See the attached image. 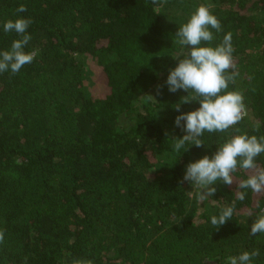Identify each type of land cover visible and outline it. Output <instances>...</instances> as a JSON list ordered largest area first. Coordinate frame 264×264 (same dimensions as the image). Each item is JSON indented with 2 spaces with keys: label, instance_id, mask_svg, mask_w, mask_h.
I'll list each match as a JSON object with an SVG mask.
<instances>
[{
  "label": "trees",
  "instance_id": "1",
  "mask_svg": "<svg viewBox=\"0 0 264 264\" xmlns=\"http://www.w3.org/2000/svg\"><path fill=\"white\" fill-rule=\"evenodd\" d=\"M210 1L222 31L210 28L202 46L232 33L237 74L221 94H242L246 115L177 152L176 104H200L165 81L184 50L175 33L207 3L0 0V51L19 39L3 23L22 16L32 20L25 51L36 52L19 73H0V264H228L255 249L253 264H264V234L249 235L264 192L236 187L249 176L239 158L234 183L217 181L201 203V188L181 183L188 163L230 137L264 136V0ZM21 4L27 11L16 13ZM91 76H103L104 94ZM255 163L264 168V153ZM233 202L216 229L211 217Z\"/></svg>",
  "mask_w": 264,
  "mask_h": 264
},
{
  "label": "clouds",
  "instance_id": "2",
  "mask_svg": "<svg viewBox=\"0 0 264 264\" xmlns=\"http://www.w3.org/2000/svg\"><path fill=\"white\" fill-rule=\"evenodd\" d=\"M152 3L155 5L157 0H152ZM210 7V5L198 6L188 21L175 33L179 45L184 50L173 57L177 60V65L169 70L165 84L171 93L178 90L195 93L191 99L185 98L184 103L198 100L200 104L199 108L189 112H182L181 104H176L175 110L180 114L175 117L174 124L185 133L182 138H172L174 139L173 148L177 152L189 141L197 147L203 146L204 142L200 137L205 131L223 133L238 124L246 115L242 94L237 91L221 94L228 88L230 82H234L237 74L234 71L232 56L234 52L232 33L225 34L222 42L216 47L202 46L211 45L214 39L210 28L215 29L217 33L222 31L220 21L209 11ZM26 11L27 8L23 4L16 8V13ZM31 23V18L22 16L3 23V31L15 32L19 39L13 40L9 50L0 51V73L10 71L15 75L23 66L34 60L36 52L25 51V46L32 39L31 35L27 34ZM229 69L233 71L229 73ZM162 87L163 85H157V95L160 94ZM148 96L153 98L151 95ZM261 153H264V136L258 138L255 135H234L219 144L211 158L205 155L195 162L188 163L181 183L187 181L201 188L202 200L213 196L216 192L213 185L217 181H222L229 186L234 183L232 173L237 171L239 158L240 168L248 170L249 176L236 184V187L250 188L254 193H262L264 192V168L255 163V158ZM237 198L243 201L245 193L238 191ZM234 209V202L231 206L222 208L218 216L211 217V224L218 229L232 219ZM257 234H264V208L255 218L249 232L250 236ZM3 239L4 233L0 230V243H3ZM259 255L258 249L251 252L242 251L238 256H229L228 264H253L254 258ZM75 264H91V262L76 261Z\"/></svg>",
  "mask_w": 264,
  "mask_h": 264
},
{
  "label": "rangeland",
  "instance_id": "3",
  "mask_svg": "<svg viewBox=\"0 0 264 264\" xmlns=\"http://www.w3.org/2000/svg\"><path fill=\"white\" fill-rule=\"evenodd\" d=\"M203 1L205 3H207V5H210L211 7H213L210 0H203ZM91 82H92V84L94 83V85L98 88L97 92L104 94V92L107 91L103 76H100V77L96 76L95 79H94V76H91ZM258 199H259V197H258ZM201 202H202V199L200 200L199 203H201ZM208 264H219V263L216 261H210V262H208Z\"/></svg>",
  "mask_w": 264,
  "mask_h": 264
}]
</instances>
